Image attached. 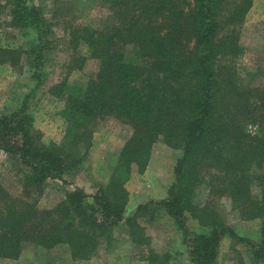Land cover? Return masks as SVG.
Segmentation results:
<instances>
[{"label": "trees", "instance_id": "16d2710c", "mask_svg": "<svg viewBox=\"0 0 264 264\" xmlns=\"http://www.w3.org/2000/svg\"><path fill=\"white\" fill-rule=\"evenodd\" d=\"M0 2L8 25L34 38L25 50L0 47V64L24 73L29 57L35 86L21 107L0 113V151L14 160L11 171L22 188V196L13 198L0 179V259L17 260L34 246L46 252L67 248L73 261H88L101 240L109 245L125 225L143 250L142 260L168 264V254L149 248L140 224L158 208L171 217L191 264H215L225 237L247 246L253 261L264 262V229L260 242L242 237L212 202L197 201L199 190L206 189L210 196L230 199L242 219L264 221V84H245L234 66L245 54L241 27L252 0H109L101 28L82 24L71 32L75 48L83 45L88 53L74 57L69 70L90 58L99 62L96 76L85 86L63 78L47 91L61 105L62 143H46L29 111L50 77L51 25L32 0ZM107 116L133 128L108 185L94 195L75 187L55 208L41 209L46 188L69 184L66 178L81 169L96 122ZM160 138L183 149L174 183L166 199L141 204L127 217L125 185L134 167L145 172ZM254 186L260 198L253 195ZM190 219L202 230L194 231Z\"/></svg>", "mask_w": 264, "mask_h": 264}, {"label": "rangeland", "instance_id": "374dc122", "mask_svg": "<svg viewBox=\"0 0 264 264\" xmlns=\"http://www.w3.org/2000/svg\"><path fill=\"white\" fill-rule=\"evenodd\" d=\"M40 7L51 25L52 44L47 56L50 77L36 96L29 102V111L35 119V126L44 135L46 143H62L65 123L58 111L60 103L47 91L49 87L67 78L70 84L85 86L93 79L99 68V62L87 58L80 69L69 70L73 58L87 57V49L80 46L77 50L71 43V32L76 25H88L101 28L109 16V0H32ZM0 2V47L9 49H28L33 45V36L26 31L8 25L10 19ZM252 8L241 27V42L245 49L244 56L234 60V66L245 84L259 86L264 84V0H252ZM77 51V53L75 52ZM76 53V54H74ZM137 62L139 60H136ZM225 65L230 59H222ZM149 65V61L140 60ZM31 60L24 58V73H19L8 64H0V113L10 115L23 104L25 97L34 89L29 70ZM254 75V81L249 76ZM92 147L83 161L81 169L70 177L69 184L52 183L39 202L41 209H52L61 203L67 193L75 187L83 189L88 195H94L99 188L106 187L113 175L120 152L133 134V128L113 116H107L96 122ZM255 132L256 127L249 128ZM183 155L181 147H171L161 138L154 144L151 159L144 173L133 168L132 175L125 185L129 193L126 216L133 214L137 207L149 201H160L168 197V192L175 180V166ZM14 160L0 151V179L13 198L22 196L19 175L11 171ZM12 165V166H11ZM253 195L260 198V189L253 187ZM92 203V199H89ZM198 203L212 202L225 223L240 236L254 242L261 241L263 219L244 220L227 197L210 196L209 190L200 189ZM166 210L155 209L150 216L140 221L149 238V248L159 255L168 254V264H191L182 236ZM146 219V220H145ZM194 231L202 230L199 223L189 220ZM143 250L134 244L126 234V226L116 229L112 242L103 239L97 253L88 261L75 262L67 248L46 252L43 249L29 246L17 260L0 259V264H149L142 260ZM251 252L242 243H235L230 237L221 242L215 264H264L262 260H252Z\"/></svg>", "mask_w": 264, "mask_h": 264}]
</instances>
